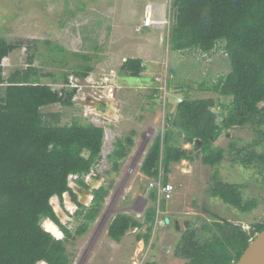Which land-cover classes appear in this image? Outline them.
Here are the masks:
<instances>
[{
    "label": "rangeland",
    "instance_id": "rangeland-1",
    "mask_svg": "<svg viewBox=\"0 0 264 264\" xmlns=\"http://www.w3.org/2000/svg\"><path fill=\"white\" fill-rule=\"evenodd\" d=\"M172 1L0 0V36L9 42H22V46L2 60L4 78L15 70L26 68L33 53L34 66L57 76L62 72L73 75L74 66L85 63L81 57L70 56V53L91 57L93 70L82 80L87 84L83 92L77 94L73 105L42 108L45 116L59 113L60 124L77 119L81 124H102L106 128L100 158L93 168L102 175L101 186L107 189V194L98 216L85 232L65 242L69 264H144L146 261L188 264V260L175 255L184 229L177 230L176 226L174 229L170 221L164 222L166 217L172 221L177 218V210L184 213L179 214L180 217L196 221L194 228L203 223L227 220L254 231L255 223L264 222V170L255 164L257 160L247 166L233 162L249 154L264 153V123L223 130L213 141V147L224 149L223 160L215 167L202 164L201 148L194 150L190 159L171 164L167 182L174 185V192L167 201L158 194L157 200L150 199V192L157 189L150 188L152 178L140 171V165L154 138L164 132L165 115L174 111L184 97L213 98L215 105L211 109L215 113H226L231 101V97L214 90V85L230 69L221 43L211 52L170 47V30L175 21ZM150 13L151 23L145 26V17ZM53 43L66 49L69 56L63 62L59 57L55 61L47 57L53 56ZM129 58L142 61L143 70L139 76L121 72V66ZM70 78L77 80L74 76ZM44 81L50 80L46 77ZM103 82L104 88L114 89L117 102V114L110 119L91 113L83 103L85 94L91 91L90 86L100 91ZM2 85L11 87L6 83ZM263 106L264 101L259 103V107ZM216 119L220 122L222 118L217 116ZM126 137L133 139V143L126 155L118 159L115 170L108 156L115 149L116 141L124 142ZM181 141L179 139L180 147L187 149L190 144ZM232 143L233 149L229 146ZM163 175L161 167L159 177ZM214 175L223 182L240 184L242 200L256 199V206L243 213L213 197L210 187ZM53 198L59 204L57 197ZM90 204L91 199L85 206ZM151 206L156 215L151 236L145 242L138 235L146 232L145 212ZM60 208L61 222L75 233L83 218L75 215L76 207L72 213L66 210L64 198ZM117 213L128 214L142 223L129 229L120 241L107 235L109 222ZM187 219L176 221L181 224ZM42 225L45 227L44 221Z\"/></svg>",
    "mask_w": 264,
    "mask_h": 264
},
{
    "label": "trees",
    "instance_id": "trees-1",
    "mask_svg": "<svg viewBox=\"0 0 264 264\" xmlns=\"http://www.w3.org/2000/svg\"><path fill=\"white\" fill-rule=\"evenodd\" d=\"M172 6L175 21L170 30V47L211 52L221 43L230 69L214 85V90L231 97V101L226 113H215L211 109L215 105L213 98L184 97L174 111L165 115V130L154 138L140 165V171L150 178H158L162 167L164 185L171 164L192 157L186 148L180 147L179 139L181 143L200 139L201 162L214 166L224 157L222 147H213L214 139L223 130L264 123V106L259 107L264 101V0H173ZM20 46L22 42H9L0 36V264H37L40 261L69 264L65 242L84 233L95 220L107 189L103 186L93 189L89 207L77 203L79 209L75 215L81 216L83 221L75 233L56 218L50 199L57 196L62 200L66 191L76 196L68 186V177L87 174L96 165L104 129L94 123L81 124L77 119L60 124L59 113L45 116L42 108L57 104L72 106L75 88L68 87L70 77L85 79L93 65L88 55L70 53V56L81 57L85 63L75 65L73 75L62 72L57 76L34 66L33 53L26 68L15 70L4 78L2 60ZM32 46L36 51L35 43ZM51 46L53 56L48 55V58L55 61L59 57L61 62L68 58L64 47L57 43ZM141 63L140 59L129 58L120 70L139 76L143 70ZM46 77L50 81H44ZM58 81L67 86L56 87ZM217 116H221L220 122ZM174 138L176 140L172 141ZM132 143L130 137L124 142L116 141L115 149L108 156L113 169L117 170L118 159L126 155ZM229 146L234 148L233 143ZM254 160L264 170V153L249 154L233 162L247 166ZM211 195L243 213L256 206V199H241L237 184L216 178ZM150 199L157 200L156 190L150 192ZM155 215L153 206L145 212L146 232L138 235L145 242L151 236ZM47 217L60 224L62 239L54 238L43 228V219ZM141 225L134 217L117 213L109 222L107 235L120 241L129 229ZM253 227L257 234L264 229V222L255 223ZM256 234L227 220L203 223L182 234L175 255L188 260V264H235ZM144 264L157 263L146 261Z\"/></svg>",
    "mask_w": 264,
    "mask_h": 264
},
{
    "label": "water",
    "instance_id": "water-1",
    "mask_svg": "<svg viewBox=\"0 0 264 264\" xmlns=\"http://www.w3.org/2000/svg\"><path fill=\"white\" fill-rule=\"evenodd\" d=\"M92 94L86 95L83 99V102L87 105L89 111L91 113H95L101 117L105 118H114L117 114V102L114 97V89L110 87L104 88V92L98 91L96 89H92ZM202 147V141L198 138L194 139L192 143L187 147L188 154L191 155L192 152L198 150ZM102 175L98 171H91L84 177V182L88 189L81 186L78 183L70 182L69 188L76 194L77 202L82 205H87V202L90 200L91 190L98 188L101 186ZM64 198V206L66 210L72 213L73 208L76 207L77 202L72 198L69 191H66L62 195V201ZM50 204L53 208L54 214L56 218L61 222L62 219V210L60 205L56 203L55 200L50 199ZM54 223V225L59 229L62 233L59 226L52 220L48 219ZM169 219L165 218V223H168ZM62 223V222H61ZM196 225L195 220H185L182 221L181 224L176 221L175 226L177 230L182 227L185 231L192 230ZM47 232H49L54 238L59 239L56 234L46 227H43ZM244 231H247L246 228L242 227ZM63 235V233H62ZM44 263V261H40L37 264ZM235 264H264V229L257 233L254 238L251 239L247 248L239 257L238 261Z\"/></svg>",
    "mask_w": 264,
    "mask_h": 264
},
{
    "label": "flooded vegetation",
    "instance_id": "flooded-vegetation-1",
    "mask_svg": "<svg viewBox=\"0 0 264 264\" xmlns=\"http://www.w3.org/2000/svg\"><path fill=\"white\" fill-rule=\"evenodd\" d=\"M106 129V128H105ZM192 156V155H191ZM202 157V156H201ZM203 164V163H202ZM219 164V163H218ZM204 166H211V165H205V164H203ZM217 165V164H216ZM216 165H214V166H211V167H215ZM90 171H94V168H92ZM90 173V172H89ZM88 174V173H87ZM85 175L86 174H83L82 176H78V175H73V176H71V177H69L68 178V184L70 183V182H75V183H78V184H80L81 186H83V187H85L86 189H88V186H86L85 184H84V177H85ZM218 179L217 177H216V175H214L213 176V182H212V184H211V187L213 186V183H214V179ZM231 184H236V183H231ZM238 185V191H239V194H240V197H241V185L240 184H237ZM211 187H210V194H211ZM71 196H72V198H74V200L77 202V196H74V195H72V194H70ZM91 201H92V199H93V190L91 191ZM55 197V196H54ZM57 197V196H56ZM214 197V196H213ZM216 198H219V197H216ZM220 200H222L221 198H219ZM241 199H242V197H241ZM165 201H167V199H164ZM57 201L59 202V204L61 205L62 204V200L61 199H59L58 197H57ZM222 202L223 203H225L223 200H222ZM78 203V202H77ZM225 204H227V203H225ZM228 205H230V204H228ZM230 206H232V205H230ZM233 208H235L234 206H232ZM79 209V206H78V204H76V209H75V212L77 211ZM235 209H237V208H235ZM238 210V209H237ZM176 214L178 215L177 216V218H173V221H172V219L171 220H169L170 222L169 223H171V225L173 226V228L175 229V222H176V220H178V221H180V220H184V219H187V218H182V217H180V215L182 214H184L183 212L181 213V210H177V212H176ZM180 214V215H179ZM181 215V216H182ZM48 219H53V218H44V223L48 220ZM54 220V222H56L55 221V219H53ZM188 220V219H187ZM50 221V220H49ZM222 221V220H221ZM165 222V221H164ZM57 223V222H56ZM210 223H212V222H210ZM58 224V226H59V228L60 229H62V227H60V224L59 223H57ZM62 225H64L63 223H62ZM240 226V225H239ZM242 227V226H241ZM198 228V227H197ZM194 229V228H193ZM253 230H254V227H253ZM184 232H185V230H183ZM248 231H250V230H248ZM252 231V230H251ZM184 232H182V234L184 233ZM254 232V234H256V231L254 230L253 231ZM182 234H181V236H182ZM62 237H64V236H62ZM177 256V255H176Z\"/></svg>",
    "mask_w": 264,
    "mask_h": 264
},
{
    "label": "clouds",
    "instance_id": "clouds-1",
    "mask_svg": "<svg viewBox=\"0 0 264 264\" xmlns=\"http://www.w3.org/2000/svg\"><path fill=\"white\" fill-rule=\"evenodd\" d=\"M146 18H148V20H146ZM150 21H151V20H150V17H147V16H146V17H145V20H144V25H145V26L149 25V24L151 23ZM88 77H89V76H88ZM88 77H87V78H88ZM111 77H113V76L111 75ZM75 78H76L77 80L74 81V79H71V83L68 85L69 88H75V94L72 96V101H73V102H74V100L77 98V94L83 92L82 89L84 90V89H85V85L87 84V82H84V81L82 82L83 79H81V78H79V77H75ZM81 82H82V83H81ZM63 83H64V82H63ZM63 83H62V84H63ZM104 83H105V82L102 83V84H103V85H102L103 87H102V89L100 90L101 92H104V91H103V90H104V87H105V86H104ZM62 84L60 85V83L57 82V83H56V86H57V87H59V86H60V87H62V86H64V87L67 86V84H63V85H62ZM90 88H91V91H92L93 88L95 89L94 86H90ZM96 90H97V89H96ZM91 91H90L89 93H86V94H85V97H86V95H88V94H92ZM98 91H99V90H98ZM85 97H84V98H85ZM83 103H84V102H83ZM84 104H85V103H84ZM59 105H60V104H59ZM85 106L87 107L86 104H85ZM87 108H88V107H87ZM88 110H89V109H88ZM99 120H100V119H98V121H99ZM98 126H100V127H102V128L104 129V126H103L102 124H100V125L98 124ZM189 144H190V143H189ZM90 172H91V171H90ZM86 175H87V174H86ZM86 175H85V176H86ZM71 176H73V175H70L69 177H71ZM69 177H68V178H69ZM162 177H163V176H161V178H160V177L158 176V178L160 179L161 185H164V184L162 183ZM158 178H152L151 180H153V179H154V180H157ZM167 183H168V182H167ZM169 183H170V182H169ZM68 185H69V184H68ZM153 190H154V189H153ZM156 191H157V190H156ZM173 192H174V190H173ZM157 194H158V193H157ZM53 197H54V196H53ZM162 199H163V198H162ZM163 200H164V199H163ZM43 221H44V219H43ZM42 226H43V225H42Z\"/></svg>",
    "mask_w": 264,
    "mask_h": 264
},
{
    "label": "built area",
    "instance_id": "built-area-1",
    "mask_svg": "<svg viewBox=\"0 0 264 264\" xmlns=\"http://www.w3.org/2000/svg\"><path fill=\"white\" fill-rule=\"evenodd\" d=\"M146 20H148V18H146ZM149 186L150 188L151 187L156 188L159 197L164 198V199H169L174 190V185L172 183L168 182L165 185H161L159 178L157 180H152Z\"/></svg>",
    "mask_w": 264,
    "mask_h": 264
},
{
    "label": "bare ground",
    "instance_id": "bare-ground-1",
    "mask_svg": "<svg viewBox=\"0 0 264 264\" xmlns=\"http://www.w3.org/2000/svg\"><path fill=\"white\" fill-rule=\"evenodd\" d=\"M146 13L148 14V11H146ZM52 200H54L53 197H52ZM45 227L46 229L52 230L56 234V236H58L59 238L62 237V233L59 231V229L54 225L52 221L47 220L45 222ZM40 264H44V263H40Z\"/></svg>",
    "mask_w": 264,
    "mask_h": 264
},
{
    "label": "crops",
    "instance_id": "crops-1",
    "mask_svg": "<svg viewBox=\"0 0 264 264\" xmlns=\"http://www.w3.org/2000/svg\"><path fill=\"white\" fill-rule=\"evenodd\" d=\"M147 16H148V14H147ZM151 16V13H150V15H149V17ZM105 129V128H104Z\"/></svg>",
    "mask_w": 264,
    "mask_h": 264
}]
</instances>
